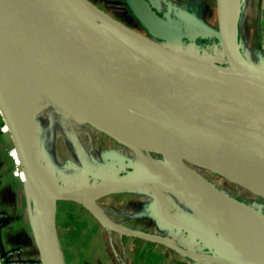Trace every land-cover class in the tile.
Returning <instances> with one entry per match:
<instances>
[{
  "label": "water",
  "instance_id": "95a60500",
  "mask_svg": "<svg viewBox=\"0 0 264 264\" xmlns=\"http://www.w3.org/2000/svg\"><path fill=\"white\" fill-rule=\"evenodd\" d=\"M127 2L159 41L128 28L89 0H0V42L11 47L1 36L11 39L34 60L66 73L120 116L168 136L198 155L203 162L198 166L264 198V69L242 52L233 0H217V29L202 23L210 36L201 37L218 39L228 65L172 47V32L181 28L170 30L166 21L145 12L135 0ZM226 68L233 71V78L221 72ZM0 107L25 173V183L38 204L41 264H65L57 229L58 201L85 204L89 198L84 191L58 184L49 174L30 132L28 107L13 100L1 76ZM258 126L259 137L249 140L247 129ZM135 147L143 155V149ZM172 160V165L163 164L165 171L158 175L146 171L142 174L150 173L148 176L140 178L142 174H138L121 179L115 185L91 190L89 196L95 202L127 182L158 176L160 183L228 235L238 248L240 264L250 262L242 245L234 241L223 225L237 226L263 256L264 245L255 229L181 181L178 171L190 173L192 169L182 164L179 157L173 156ZM244 180L258 187L249 188ZM217 190L224 200L235 202ZM96 211L103 212L99 205ZM259 223L264 231V224ZM114 228L127 236L146 238L135 230ZM258 264H264L263 259Z\"/></svg>",
  "mask_w": 264,
  "mask_h": 264
},
{
  "label": "rangeland",
  "instance_id": "374dc122",
  "mask_svg": "<svg viewBox=\"0 0 264 264\" xmlns=\"http://www.w3.org/2000/svg\"><path fill=\"white\" fill-rule=\"evenodd\" d=\"M89 1L128 28L150 39L156 40L146 30L147 27L131 9L127 0ZM153 1L160 7L162 12L154 7V5L148 3V0H135L145 12L159 20H165L164 18L167 16L169 20L173 21V24H180L177 28L180 29L181 27L184 29L182 32V29L178 30L175 28L177 32H172L173 37L170 40L172 47H175L176 42H179L192 50H198L200 53L204 50L203 52L205 54H210L216 59L212 58V60L222 65H228L216 37H211L208 41L200 38L202 35L210 36L206 31L207 29L203 28L202 23H206L215 29L218 28L217 0ZM256 3L257 0H233L234 22L237 30V38L241 47L245 41L243 21L245 20L247 22L249 16L254 20L255 14L253 11ZM171 27L173 26L169 24L168 28L170 30L172 29ZM175 48L185 50L179 47ZM242 52L245 56L249 55L248 50H242ZM251 58L254 60L255 56L253 55ZM1 60L6 65L5 60L3 58ZM0 117H2L1 112ZM44 122L42 120L41 123L43 124ZM50 133L55 135L54 131ZM45 136L46 140H48L47 142H49V136ZM107 141L105 140V142L101 143L99 149H94V146H92L94 150H91L89 155L93 156L95 160L100 158L99 166L97 163L94 167L100 169L105 168L108 172L115 171L116 174L122 173L124 169L120 168L128 163L125 160L123 161L122 154L115 149L116 144H114L113 139L110 138ZM12 150L13 147H11L10 151ZM103 150H105V153L102 155L100 152ZM142 151L144 156L148 155L161 158L160 154L148 152L144 149ZM136 154L139 155V153L133 152L126 153L125 155ZM175 154L180 155L178 152H175ZM65 156L60 151L57 157L52 155V153H48L46 165L53 179L66 186L75 181H79L77 176L82 173L76 170L81 165L68 160L65 162ZM106 162L113 163V166H106ZM187 165L190 169L197 170L206 180L210 179L216 183L218 189L235 202L238 200L256 210H264V198L260 195L253 194V192L242 185L205 167H198L190 162H187ZM146 171L143 169L142 173ZM149 174L145 173L139 176L141 178ZM91 178L96 179L93 176ZM159 190L157 188L156 191L158 192ZM29 191L31 190L29 189ZM95 191L93 192L95 193ZM138 191L140 190H123L120 191L118 196L116 195L112 198L101 197L100 202L98 204L95 203V205H99L102 211L106 209L113 212L111 216L103 212L96 214L95 210L89 206H85L76 201L59 200L57 229L65 264H205L193 261L176 253L156 237L172 240L177 246L180 245L184 249L196 251L209 259L211 264H233L231 258L227 256L226 250L229 248L234 254V264H240L239 255L236 252L238 248L232 243L228 235L205 215H202L200 212L198 214V212L192 210L188 205H178L185 201L180 195L173 190H171L173 192L172 194H163V196L166 195L164 198L167 201L168 197L172 199L174 205L162 203V200L157 198L154 202L146 203L144 201L150 200L151 195L143 191ZM97 215L105 226L110 225L109 222L111 220H117L124 224L126 223L125 225L132 230L140 231L142 234H147L151 237L146 235H144L146 238L127 236L115 228H108L109 230H107L102 224L101 226L97 225V220H99ZM261 219L264 221L263 218Z\"/></svg>",
  "mask_w": 264,
  "mask_h": 264
},
{
  "label": "bare ground",
  "instance_id": "6f19581e",
  "mask_svg": "<svg viewBox=\"0 0 264 264\" xmlns=\"http://www.w3.org/2000/svg\"><path fill=\"white\" fill-rule=\"evenodd\" d=\"M1 38L11 47H6L4 43L0 42V76L13 100L22 101L28 107L30 132L42 163L47 169L48 153H52V155L57 157L60 151L66 155L65 162L68 160L80 164L81 166L76 168V170L82 173L77 176L79 181H75L66 186L76 191L86 192L89 200L84 205L95 210L96 214L98 212L96 211L95 203L98 204L101 198L94 202L89 195L91 194V190L97 187L115 185L121 179L142 174L143 169L152 171L155 175H158L165 171L163 167L164 163L172 165L173 156L179 157L182 160V164L186 165L187 162L194 163L196 166L203 163L198 160V155L178 145L172 138L159 135L132 119L120 116L112 107L104 104L99 98L87 92L63 71L47 67L34 60L11 39L4 36H1ZM175 47L186 49L189 53L203 57L202 59L213 58L212 55L205 54V52H203L204 50L200 53L198 50H192L179 42H176ZM1 58L5 60L6 65L1 62ZM204 61L208 63L207 60ZM221 72L226 77H234L233 71L229 68L224 70L221 69ZM0 112L2 113L1 107ZM42 120L45 121L43 124L41 123ZM260 130L261 128L259 126L249 127L246 131V137L249 140H256L259 137ZM51 131H54L55 135H52L50 133ZM111 133L115 136H111ZM45 135L49 136V142H47L48 140H46ZM62 135H64V137H62ZM110 138L113 139L115 142L114 144H116L115 149L122 154L123 161L125 160L128 163L120 168L124 170L119 174H116L115 171L108 172L105 168L100 169L94 167L97 163L99 166L100 158L95 160L93 156L89 155L91 150L99 149L101 143ZM133 144L148 152L160 154L161 158L154 156L143 158L138 154L125 155L129 152L138 153ZM92 146H94V149ZM104 151L105 150L99 152L103 155L105 153ZM175 152H178L180 155H176ZM133 160L135 161L134 163ZM102 162L104 163V161ZM110 165L113 166V163L106 162V166ZM120 169L118 168V170ZM92 176L97 177H95L96 179H92ZM157 177L158 176L146 177L139 182H127L123 187L103 197L112 198L113 196H118L120 191L123 190H140L151 195L150 200L144 201L146 203L154 202L157 198L161 199L162 203L174 205L172 199L168 197L167 201V199L164 198L166 195L172 194L173 192L167 186L160 183ZM177 177L184 183L190 185V187L198 193L204 195L214 204L224 208L226 211L228 210L238 215L255 229L264 245V231L259 223L261 222L264 224V221L261 219H264V210H256L238 200L233 203L224 200L217 190L218 187L216 183L210 179L206 180L203 178L197 170H192L190 173L178 171ZM243 182L249 186V188L253 187L255 189L258 187L251 181L244 180ZM58 184L61 183L58 182ZM157 188L160 189L158 192L156 191ZM254 193L255 192H253V194ZM163 194L166 195L163 196ZM178 205H188L192 210L200 214L195 207L191 206L186 201ZM103 212L110 216L111 213H113L106 209ZM101 224L107 230H109L108 228L114 227L132 230L125 225L126 223L124 224L117 220H111L110 225L105 226L99 217L97 225L101 226ZM223 227L238 245H242V249L250 264H258L260 258L264 261V255L262 256V253L256 250L253 243L239 231L237 226L226 224L223 225ZM144 235L150 236L147 234ZM156 238L162 240L168 247L186 258L200 263L211 264L209 259L196 251L191 249L182 250L172 240L160 237ZM226 252L227 256L230 257L234 263L233 252H231L229 248H227Z\"/></svg>",
  "mask_w": 264,
  "mask_h": 264
},
{
  "label": "crops",
  "instance_id": "0c3cea01",
  "mask_svg": "<svg viewBox=\"0 0 264 264\" xmlns=\"http://www.w3.org/2000/svg\"><path fill=\"white\" fill-rule=\"evenodd\" d=\"M253 12L254 20L249 16L247 22L243 21L242 50H248L246 57L264 69V0H257ZM11 147L9 129L0 117V213H3L0 241L6 250H16L20 260L40 264L39 208L25 183L17 153L14 148L10 151Z\"/></svg>",
  "mask_w": 264,
  "mask_h": 264
},
{
  "label": "built area",
  "instance_id": "2783aa9c",
  "mask_svg": "<svg viewBox=\"0 0 264 264\" xmlns=\"http://www.w3.org/2000/svg\"><path fill=\"white\" fill-rule=\"evenodd\" d=\"M2 217L3 213H0V218ZM16 254V250H6L0 241V264H32L31 262L20 260Z\"/></svg>",
  "mask_w": 264,
  "mask_h": 264
},
{
  "label": "trees",
  "instance_id": "16d2710c",
  "mask_svg": "<svg viewBox=\"0 0 264 264\" xmlns=\"http://www.w3.org/2000/svg\"><path fill=\"white\" fill-rule=\"evenodd\" d=\"M166 18H167V19H166ZM164 19H165L164 21H166L168 24L172 25L174 28H177V26L179 27V25H180V24L177 25V23L173 24V21L169 20L167 16H166ZM179 23H180V22H179ZM180 28H181V27H180ZM181 29H182V28H181ZM182 30H184V29H182ZM201 39H203L204 41H208V40L211 39V37H208V38L201 37Z\"/></svg>",
  "mask_w": 264,
  "mask_h": 264
},
{
  "label": "flooded vegetation",
  "instance_id": "af4514ba",
  "mask_svg": "<svg viewBox=\"0 0 264 264\" xmlns=\"http://www.w3.org/2000/svg\"><path fill=\"white\" fill-rule=\"evenodd\" d=\"M125 1V0H124ZM148 3H150L151 5H154V7H156L159 11L162 12V10L160 9V7L157 6V4L153 1V0H148ZM147 30V29H146ZM148 31V30H147ZM149 32V31H148ZM150 33V32H149ZM157 41H159L158 39H156Z\"/></svg>",
  "mask_w": 264,
  "mask_h": 264
}]
</instances>
